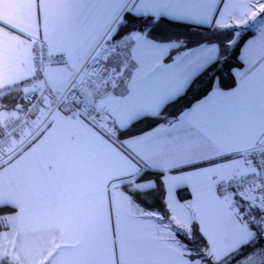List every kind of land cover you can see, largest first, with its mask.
I'll use <instances>...</instances> for the list:
<instances>
[{"label": "snow or ice", "instance_id": "6c2138e0", "mask_svg": "<svg viewBox=\"0 0 264 264\" xmlns=\"http://www.w3.org/2000/svg\"><path fill=\"white\" fill-rule=\"evenodd\" d=\"M12 91L0 264H264V0H2Z\"/></svg>", "mask_w": 264, "mask_h": 264}, {"label": "trees", "instance_id": "16d2710c", "mask_svg": "<svg viewBox=\"0 0 264 264\" xmlns=\"http://www.w3.org/2000/svg\"><path fill=\"white\" fill-rule=\"evenodd\" d=\"M176 31H181L180 29H176ZM205 35H207V33H205ZM252 36L251 33H246L244 35V40L246 41L247 39H249ZM243 46V43L240 44V47L237 48L235 51H229L227 54L231 57V59L229 60V62L227 63L226 66L222 67V68H218L216 69V75L219 76L220 80L222 81V86L223 89H229V88H233L236 85V80L235 78L231 75V70L235 69L237 67H240L242 64L240 63V61L238 60V56L240 54V49ZM208 79V77H204V81L206 82ZM201 85H197V88H200ZM195 93V96L194 94ZM203 92H196V90L194 89L193 92H190L188 97L186 98V101H182L180 106H177L174 110L171 111H179V107L183 106L187 101H192L195 98H199L200 95H203ZM21 93L19 92H12L7 94L6 96H4L1 101L0 104L3 107L6 108H15L17 105L23 104V100L19 99ZM134 131H138V129L134 130ZM163 188L161 187L160 192L158 193L159 198H163ZM178 195L182 198L187 200L188 198H190V192L187 189H183L181 190Z\"/></svg>", "mask_w": 264, "mask_h": 264}, {"label": "crops", "instance_id": "0c3cea01", "mask_svg": "<svg viewBox=\"0 0 264 264\" xmlns=\"http://www.w3.org/2000/svg\"><path fill=\"white\" fill-rule=\"evenodd\" d=\"M0 2H2V0H0ZM251 38H252V36H251L249 39H251ZM242 49H243V46L241 47L240 52H241ZM239 55H240V54H239ZM242 67H243V66L241 65L240 67H237V68H239V69L242 70ZM235 69H236V68H235ZM235 87H236V85H235L233 88H235ZM230 89H232V88L224 89V90L227 91V90H230ZM1 108H2V107H1ZM2 109H4L3 111L11 112L13 108H6V107H3ZM187 190L190 192V198H188V199H191V190H190V189H187ZM34 243H35V246H36L37 249H39V248L43 245V241H42V240H36ZM28 259H29V261H30L32 258L29 257ZM26 264H27V262H26Z\"/></svg>", "mask_w": 264, "mask_h": 264}, {"label": "built area", "instance_id": "2783aa9c", "mask_svg": "<svg viewBox=\"0 0 264 264\" xmlns=\"http://www.w3.org/2000/svg\"><path fill=\"white\" fill-rule=\"evenodd\" d=\"M12 92H16V91H12ZM12 92H10V93H12ZM4 96H6V95H2V94H0V101H1V99H2ZM25 103H26V101L23 100V104H25Z\"/></svg>", "mask_w": 264, "mask_h": 264}, {"label": "rangeland", "instance_id": "374dc122", "mask_svg": "<svg viewBox=\"0 0 264 264\" xmlns=\"http://www.w3.org/2000/svg\"><path fill=\"white\" fill-rule=\"evenodd\" d=\"M4 109L0 108V111H3Z\"/></svg>", "mask_w": 264, "mask_h": 264}, {"label": "water", "instance_id": "95a60500", "mask_svg": "<svg viewBox=\"0 0 264 264\" xmlns=\"http://www.w3.org/2000/svg\"><path fill=\"white\" fill-rule=\"evenodd\" d=\"M2 106H1V104H0V108H1Z\"/></svg>", "mask_w": 264, "mask_h": 264}]
</instances>
